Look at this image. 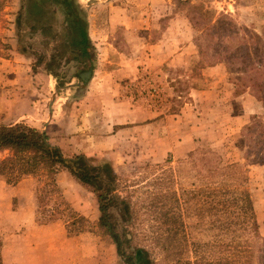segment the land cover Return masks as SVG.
I'll list each match as a JSON object with an SVG mask.
<instances>
[{
  "label": "rangeland",
  "instance_id": "1",
  "mask_svg": "<svg viewBox=\"0 0 264 264\" xmlns=\"http://www.w3.org/2000/svg\"><path fill=\"white\" fill-rule=\"evenodd\" d=\"M190 1L43 0L36 11L35 0H0V54L29 66L30 91L42 98L41 119L33 108L25 124L69 156L108 162L116 176L110 231L99 222L100 191L66 166L56 180L76 217L58 196L41 209V170L0 174V264H128L140 248L145 264H217L238 243H261L242 193L254 211L262 200L264 213V165L241 133L264 114L263 102L217 58L220 36L201 35L191 4L207 10L208 24L231 20L264 49V0ZM79 30L89 37L85 49ZM217 63L221 73H204ZM124 99L140 106L138 128L119 124L108 140L107 121L131 117ZM157 106L164 118L156 138L148 123ZM255 254L260 260L263 251Z\"/></svg>",
  "mask_w": 264,
  "mask_h": 264
},
{
  "label": "trees",
  "instance_id": "2",
  "mask_svg": "<svg viewBox=\"0 0 264 264\" xmlns=\"http://www.w3.org/2000/svg\"><path fill=\"white\" fill-rule=\"evenodd\" d=\"M42 1L35 0L36 11L42 9L40 6ZM62 1L65 2L66 0ZM179 1L181 3L191 2L190 0ZM37 4L40 7L36 6ZM191 6L192 10L198 13L197 17H194L191 13V19L193 24L200 27L198 30H201V35L209 34L211 40L217 34L220 36L219 40L216 39L213 42L216 45L217 58L235 67L238 72L236 82L242 88H250L256 97L263 102L264 106V49H262L261 43H258L254 36L250 37L246 33L241 34L240 27L234 26L231 20L227 21L223 17L220 18L221 21L218 20L215 23L208 24L210 19L207 16V10L198 4H191ZM222 16H225V14ZM74 23L77 25L79 22L74 21ZM222 23L224 28L220 32L218 27ZM76 40L79 47L85 49V41L88 43L89 37L84 31L79 30L78 39L76 38ZM252 42L255 44L251 46L250 43L252 44ZM198 45L202 51V44L199 42ZM241 135L243 141L249 143L251 150L254 149L253 162L264 165V114L253 115L243 127ZM4 150H7L8 153L0 158V174H35L39 170L44 173V179L37 187L41 209L46 208V203L50 198L58 196L61 198L60 202L64 208L72 211L76 217L77 212L62 196L56 180L59 166L64 165L79 180L100 191L99 207L101 216L99 222L110 231L112 230L109 220V208L116 203V197L113 194L110 195V191L114 188L116 176L113 174L112 167L108 162L94 166L88 163L85 154L69 156L59 145L50 142L47 133H43L36 127H31L25 123L0 125V151ZM242 194L246 209L251 210L253 216V230L256 239L261 243L257 246L248 244L247 247H242L238 243L234 247L232 246V256L220 259L217 264H264V235L259 232V222L256 218L251 197L247 192ZM60 210H63V208ZM77 231L82 230L78 229ZM118 245L120 249L121 241L119 239ZM261 250L263 251L261 258L256 260L255 253ZM144 254H147L144 249H137L133 254H128L125 261L128 264H145L146 260L142 257Z\"/></svg>",
  "mask_w": 264,
  "mask_h": 264
},
{
  "label": "crops",
  "instance_id": "3",
  "mask_svg": "<svg viewBox=\"0 0 264 264\" xmlns=\"http://www.w3.org/2000/svg\"><path fill=\"white\" fill-rule=\"evenodd\" d=\"M12 55L0 54V125L1 124H16V123H27L31 120L30 111L34 108L36 111L35 119L40 120L37 116L40 115L42 110V98H37L30 91L32 85V75L30 73V68L25 64L24 61H19ZM222 68H224L223 63H217L208 67L203 68L206 75L215 76L217 73H221ZM126 72L121 69L120 73ZM127 73L121 75L126 76ZM121 105L131 106L128 113L130 114L125 117V120L119 119H109L108 122H111L112 134L104 136L108 140L117 139L119 134V129L114 128L119 124H134L133 127L138 128V116L141 115L140 106L138 104H133L131 100L124 99L120 102ZM39 110V111H38ZM56 110L53 109V113ZM55 115V114H54ZM171 114H168L167 117L170 118ZM130 118V119H129ZM164 116H161V111L159 106L152 110V115L149 119V125L152 126L153 137H159L161 134V125L159 122L163 119ZM32 121V120H31ZM34 122V121H33ZM144 123V121H140ZM51 126V123H49ZM140 125V124H139ZM143 125V124H142ZM123 126V125H122ZM141 128L143 126H140ZM168 126V132H172L175 129ZM103 137V136H102ZM261 201L255 200V214L259 222V232L264 235V213L261 206Z\"/></svg>",
  "mask_w": 264,
  "mask_h": 264
},
{
  "label": "water",
  "instance_id": "4",
  "mask_svg": "<svg viewBox=\"0 0 264 264\" xmlns=\"http://www.w3.org/2000/svg\"><path fill=\"white\" fill-rule=\"evenodd\" d=\"M87 75H88V77H90V75H91V71H89L88 73H87ZM53 113V100L50 102V114H52ZM46 125H47V123H46ZM44 133V132H43Z\"/></svg>",
  "mask_w": 264,
  "mask_h": 264
}]
</instances>
